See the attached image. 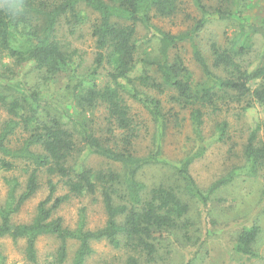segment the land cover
I'll return each mask as SVG.
<instances>
[{
    "label": "trees",
    "instance_id": "1",
    "mask_svg": "<svg viewBox=\"0 0 264 264\" xmlns=\"http://www.w3.org/2000/svg\"><path fill=\"white\" fill-rule=\"evenodd\" d=\"M214 1V6H208L204 0H192L201 13L195 27L176 36L161 32L157 56L142 59L139 75L131 77L141 48L138 26L148 29L152 17L172 16L177 9L175 0H0V113L5 116L0 123V171L21 168L25 174L23 184L17 177L5 180L8 190L0 203V239L25 240L26 264H40L37 241L42 236L59 242L54 264L67 263L72 245L76 249L70 264H86L94 253L92 243L101 241L125 254L121 264H158L178 243V233L191 239L194 224L189 201L207 209L215 196L232 183L235 171L206 190L197 185L190 167L206 152L203 140L178 163L163 159L160 146L155 152L140 155L135 143L142 126L126 100L145 107L161 137L171 115L175 122L178 115L174 110L172 114L170 110L165 112L162 102L148 93L168 96V103L179 112L188 111L193 132L200 140L205 117L221 112L223 106L244 102L243 111L254 104L264 108V52L255 65L245 64L241 56L247 46L234 36L226 46L211 45L209 63L194 43L195 34L210 18L235 19L247 2ZM80 6L97 15L91 24L94 64L89 76L73 87L71 103L60 119L50 114L38 92L14 80L13 69L2 63L6 58L16 65L32 63L46 78L66 72L76 51L61 44L58 29L62 20L74 29L82 24ZM252 26V32L264 39V15ZM17 30L21 31V44H14L13 31ZM185 40L192 44L193 59L203 75L196 85L188 79L183 58L169 55ZM100 70H105L109 79L104 86L96 82ZM101 106L105 111L103 127L93 126L80 116ZM76 109L81 110L79 115ZM226 127L223 123L219 141L226 137ZM262 129L256 126L250 131L243 158L247 175L264 179ZM88 156L107 167L88 166L84 161ZM151 167H159L163 173L149 184L141 176ZM42 185L46 196L38 203L33 219L14 223L13 216ZM83 197H92L101 204L105 215L101 228H87L85 207L80 208L74 228L57 216L59 208L71 198ZM259 234L255 221L243 227L237 233L234 253L257 259L253 246Z\"/></svg>",
    "mask_w": 264,
    "mask_h": 264
},
{
    "label": "rangeland",
    "instance_id": "2",
    "mask_svg": "<svg viewBox=\"0 0 264 264\" xmlns=\"http://www.w3.org/2000/svg\"><path fill=\"white\" fill-rule=\"evenodd\" d=\"M208 6H214V0H204ZM176 11L172 16L152 17L148 29L138 26L137 39L140 49L137 54V68L131 75H139L142 67L141 60L154 58L158 54L160 33L180 35L190 31L201 18V13L194 6L192 0H175ZM80 14L83 22L75 29L68 27L62 20L59 26L58 39L63 46L76 51L66 72L56 74L52 78L45 76L43 71L36 69L32 63L16 65L13 60H3L5 66L14 71V80L20 81L26 88L34 90L45 100L50 114L57 118L63 117V110L71 103L72 89L82 79H86L94 64L95 48L91 37V24L96 21L97 15L90 9L80 6ZM264 15V0H247L242 8V14L231 20H219L215 17L209 21L195 34L194 43L201 50L203 56L209 63L212 61L211 45L226 46L230 40L237 36L245 42V51L241 61L245 64H256L261 53L264 52V39L252 32V24H257ZM246 19V20H245ZM20 30L13 31L14 44L22 43ZM246 39V40H245ZM249 46V47H248ZM192 44L189 41L179 42L177 48L169 51L170 58L179 54L184 65L189 71V81L196 85L203 79L201 69L193 59ZM97 84L104 86L108 81L105 70H100ZM251 87H254L251 84ZM149 96L160 100L165 112L178 115L175 122L171 115L168 128L159 137L157 125H155L145 107L131 99H126L132 109V114L141 123L142 129L136 140L135 148L140 155L155 152L160 146L162 158L168 162H179L188 154L193 153L203 140L207 146L202 158L197 159L190 167V173L197 185L206 190L216 180L228 176L235 171L237 176L231 184L219 192L207 209L201 204L189 201L192 205L190 217L193 218L192 232L189 233L190 240L185 239L182 233H178V243L170 249V254L165 256L158 264H264V179L252 178L246 173V163L243 158V147L252 128L264 127V108L259 104L241 110V105L232 103L223 106L221 112L210 113L204 119L202 139L200 140L193 132L188 111H181L169 104L168 96L159 95L149 91ZM147 95V96H148ZM174 112V113H175ZM80 109L75 110L79 115ZM89 120L93 126L103 127L105 121L104 108L97 107L94 110L85 111L80 115ZM5 118L0 113V123ZM223 123H227L226 137L219 141L218 137ZM88 166L98 168L107 167L100 160L88 156L84 160ZM163 173L159 167L146 169L142 178L147 183H152ZM17 177L23 184L25 181L24 171L20 168L13 172L0 171V203L7 197L6 179ZM46 196V187L41 186L36 195L31 197L13 216L16 224L29 223L36 213L38 203ZM86 208L87 228L95 230L101 228L105 223V215L99 202L92 197L71 198L57 211V216L64 220V224L74 228L79 219L80 208ZM206 219V220H205ZM257 222L260 234L254 244V252L257 259H249L236 255L233 251L237 233L243 227H250ZM59 242L51 236H42L37 241V252L40 264H54V256ZM178 245V246H177ZM94 253L86 264H121L125 259L122 251L112 249L106 242H93ZM25 240L16 242L10 238L0 239V264H26ZM76 246L72 245L66 264H70Z\"/></svg>",
    "mask_w": 264,
    "mask_h": 264
}]
</instances>
